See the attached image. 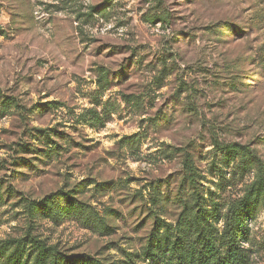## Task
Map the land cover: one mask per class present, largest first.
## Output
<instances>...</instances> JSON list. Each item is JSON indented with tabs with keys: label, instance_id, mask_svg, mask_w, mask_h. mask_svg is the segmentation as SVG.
Listing matches in <instances>:
<instances>
[{
	"label": "rangeland",
	"instance_id": "obj_1",
	"mask_svg": "<svg viewBox=\"0 0 264 264\" xmlns=\"http://www.w3.org/2000/svg\"><path fill=\"white\" fill-rule=\"evenodd\" d=\"M189 231L264 264V0H0V241L160 264Z\"/></svg>",
	"mask_w": 264,
	"mask_h": 264
},
{
	"label": "trees",
	"instance_id": "obj_2",
	"mask_svg": "<svg viewBox=\"0 0 264 264\" xmlns=\"http://www.w3.org/2000/svg\"><path fill=\"white\" fill-rule=\"evenodd\" d=\"M222 150H225L227 154L235 155L242 148L232 145L222 148ZM55 151L58 150L55 148L54 151L49 152ZM53 199L54 197L51 196L40 202H25V211L30 218L58 219V215L63 211L49 205V203L54 205ZM247 203L245 202L246 207ZM245 211L241 208V211L230 218L229 234L233 230H236V233L239 232L243 221L241 213H245ZM188 221H192L191 218H188ZM236 237L227 239L225 250L221 252L214 245V240L203 235L202 232L193 233L189 231L187 236H179L176 232V236H171V239L166 237L161 242H156L155 249L152 253H148V258L160 260V264H247L241 250L234 244ZM32 255H34L33 259ZM93 262L94 260L82 255L63 257L52 248L46 247L41 240L32 236L0 241V264H98Z\"/></svg>",
	"mask_w": 264,
	"mask_h": 264
}]
</instances>
